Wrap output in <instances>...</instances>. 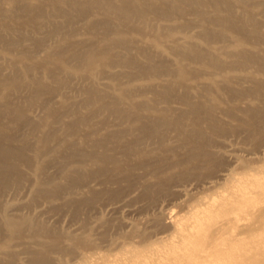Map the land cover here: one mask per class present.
<instances>
[{
	"label": "bare ground",
	"instance_id": "obj_1",
	"mask_svg": "<svg viewBox=\"0 0 264 264\" xmlns=\"http://www.w3.org/2000/svg\"><path fill=\"white\" fill-rule=\"evenodd\" d=\"M0 264H264V0H0Z\"/></svg>",
	"mask_w": 264,
	"mask_h": 264
}]
</instances>
